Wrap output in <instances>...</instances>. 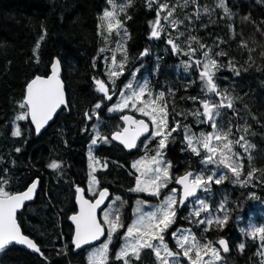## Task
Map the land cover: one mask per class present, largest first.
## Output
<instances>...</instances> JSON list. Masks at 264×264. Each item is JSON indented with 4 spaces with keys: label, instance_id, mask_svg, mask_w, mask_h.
I'll return each instance as SVG.
<instances>
[{
    "label": "trees",
    "instance_id": "16d2710c",
    "mask_svg": "<svg viewBox=\"0 0 264 264\" xmlns=\"http://www.w3.org/2000/svg\"><path fill=\"white\" fill-rule=\"evenodd\" d=\"M160 2H166L170 7L176 5L174 18L183 23L172 28L161 18L165 32L160 39H151L149 22L156 18L157 3ZM217 2L196 0L192 3L189 0L185 6V0H157L149 8L148 0H133L126 14L118 13L130 38L125 45L129 63L125 75L116 80V90L122 88L131 77L129 73L138 68L135 82L147 81L154 94L165 93L170 123L180 121L181 125H191L197 134L211 132L209 124H200L191 114L196 110L202 112V106L190 97L205 99L210 96L214 101L220 100V97L201 90L199 69L194 61L204 60V50L193 42L192 47L198 49L196 54L191 58L183 54L188 50L190 35L211 48L213 57L225 65L216 74L219 77L217 83L221 90H228L234 106L233 109H220L221 115L216 122L224 130L231 127L230 139L238 140L244 136L255 146L245 151L235 145L233 150L241 156L242 177L246 178L249 171L258 167V226H264V2L228 0L231 17H224L216 7ZM115 3L119 6L127 0H115ZM205 6L214 11L205 14ZM198 7L200 18L196 19ZM105 9L111 10L107 0H0V177L7 180L5 190L11 193L24 189L33 178H38L34 200L23 206L16 219L21 232L36 242L43 253L33 254L11 245L0 251V264H88L85 253L88 248L72 252V227L68 216L75 211L76 187L87 190L89 185L90 147L100 165L107 163V168L97 166L95 173L99 187H106L110 192L106 205L115 196L126 202L123 207L116 202L125 227L113 237L109 246V264H122L115 260V253L119 251L121 233L129 223V211L139 199L138 194L129 191L134 187L130 158L135 153H125L113 143L102 140L91 145L97 131L108 137L117 127L119 112H108L109 103L104 101L101 109L96 110L98 118L94 116L88 120L85 117L102 97L96 91L94 77L104 81L111 92L107 70L117 43L122 42L116 32L107 41L101 35L100 17ZM129 16L131 18L127 19ZM179 32L184 35L179 36L176 43L183 51L174 53L166 41L168 33L175 39ZM101 48L105 51L100 52ZM145 49H148V55L140 60L139 54ZM221 51L227 55L215 56ZM116 56L117 60L121 58L119 52ZM53 57L61 61L60 78L67 107L62 106L36 136L28 121H18L16 116L24 111L19 105L25 84L35 75H47ZM229 60L241 69L239 76L226 67ZM185 63L190 67L186 69ZM126 111L137 115L130 108ZM17 126L22 133L19 137L12 135ZM246 127L249 130L244 132ZM173 136L175 141L165 149V159L172 163V176L205 168L201 157L186 150L183 131L173 133ZM145 143L148 144L146 154H153L156 140L149 139ZM54 162L59 165L56 169L49 167ZM207 167L215 168L214 165ZM218 171L227 172L226 169ZM227 174L232 177L231 173ZM246 190L249 196L251 190ZM91 195L85 191L86 197ZM92 247L95 246L89 248ZM144 251L147 256L144 264H154L149 249ZM134 264L143 263L135 261Z\"/></svg>",
    "mask_w": 264,
    "mask_h": 264
},
{
    "label": "snow or ice",
    "instance_id": "6c2138e0",
    "mask_svg": "<svg viewBox=\"0 0 264 264\" xmlns=\"http://www.w3.org/2000/svg\"><path fill=\"white\" fill-rule=\"evenodd\" d=\"M157 0H148L149 8ZM196 3V0H191ZM264 2V0H262ZM111 5V10L105 9L100 17L101 35L107 41L113 32L120 36L122 42L117 43L116 49L110 57L111 64L107 70L109 81L111 82V94L109 87L104 81L93 78L96 86V91L102 94L101 99L94 105L91 113L86 112L85 117L92 120L94 116L98 118L97 109H101L105 100L112 101L116 95V80L125 75L129 56L126 48L128 34L124 28L123 22L118 18V13H125L127 7H131L133 0H127V3H122L119 6L115 0H107ZM189 0H185L187 6ZM216 7L219 8L224 17H231L232 12L228 6V0H218ZM214 9L208 7L203 8L205 14H210ZM176 5L169 6L166 2L157 3L156 18L150 21L151 39H160L165 32L161 24V18L167 21L172 28H177L183 21L174 18ZM163 14V15H162ZM196 19L200 18V9L197 8ZM131 17H127L130 19ZM191 20V17H186ZM245 19H249L245 17ZM231 29V25L229 26ZM121 29L123 34L121 35ZM234 31V30H233ZM107 33V35H105ZM183 32H179L175 39L171 33H168L169 38L166 43L171 46V51L180 53L183 51L180 44L176 43L179 36H183ZM41 36V40H43ZM188 50L183 54L186 56H194L197 48L192 47V43H196L198 48L204 50L202 55L204 60H195L194 63L199 69V80L201 82L202 92L214 94L220 97V100L214 101L209 96L201 99L200 97H190L193 101H199L203 111L196 110L191 113L199 120L200 124H209L213 131L199 134L192 131V126L188 124L181 125L180 121H169L168 104L165 100V93L159 92L154 94L149 87V83L145 81L140 84L138 81L134 84L136 73L139 71H131L129 74L132 77L124 88L119 91V100L111 107L108 112H123L125 109H131L134 112L140 113L148 118V122L144 119H136L132 115H122L120 119L124 122L123 127L117 126L118 130L111 135V140L119 141L126 149H134L138 147V142L143 144L147 149L148 144L145 141L149 139L156 140V148L151 155H145L143 158L135 161L132 168L139 175L136 176L135 186L129 191L146 193L153 197H161L163 190L168 188L169 183H174L181 186L180 189L172 188L168 194L163 195L159 204L154 206L153 210L145 212L142 205L146 201L137 200V207L134 209L135 219L127 226L123 234V244L118 252L115 253V260L121 261L122 264H134L135 261H141V253L145 249L151 250L154 254L156 264H181L182 258L187 260V264H226V261L221 256V251L229 252L228 242L220 238L218 241H211L205 238H198L192 228L179 227L170 233L175 240V247L179 251L169 247L166 236L169 235V229L176 223L178 212L180 209L189 208L188 215L183 217L196 228L204 225L203 232L212 230L213 227L220 230L228 223L230 219V209L226 208V202L222 201L218 208L213 210L209 199L212 193V185H220L225 180L230 179L227 172L232 174V182L238 183L241 186H247L253 180L256 169H252L247 173L246 178L242 179L243 163L241 156L235 152L234 146L240 145L245 151H248L255 146L241 136L238 140L230 139L232 129L229 127L224 130L221 125L217 124V117L221 115L220 109H233V102L229 99L228 90H221L217 83L219 77L217 72L225 67L212 55V49L195 36H189ZM247 47V44H243ZM38 43L36 49L38 50ZM105 48H101L100 52H104ZM119 52L121 58L117 60L116 53ZM148 55V49H145L140 56ZM227 53L221 51L215 53V56H226ZM37 62H39L37 58ZM95 66V65H94ZM190 67L185 63V68ZM226 67L229 68L236 76L241 74V69L237 68L235 63L229 60ZM61 61L56 59L51 64V74L46 78L35 76L26 86V93L19 107L24 111L16 116V120H30L35 126L36 134H40L41 130L52 120L54 114L61 106L67 107L65 100L64 85L60 79ZM246 71V69H244ZM147 97V99H145ZM227 101V102H226ZM203 116L204 119L200 120ZM95 128V125L93 126ZM183 131V139L186 143V150L193 155L201 157V163L205 168L199 172L191 170L186 171L178 177L172 176V163L165 159V149L170 143L175 141L173 133ZM249 129H243L247 132ZM12 135L19 137L22 135L19 126L15 128ZM144 137V140H141ZM99 140L105 143L110 142L107 136L101 135L98 131L96 136L91 140V145H96ZM243 141V143H241ZM20 151L19 148L16 149ZM252 157L249 155L248 160ZM89 186L88 191L95 197L92 200L85 199V189L77 186L75 189L76 199L79 204V212L70 217V220L75 224V234L73 239L74 246L79 249L83 245L91 244L93 241L99 240L105 236L106 240L98 248H95L88 257V264H109V246L112 243L113 237L118 234L124 224L121 219L120 209L116 207V202H120V207L126 203L120 196H115L108 204L107 209H102L101 205L109 199L110 193L108 189H100L99 181L95 175L97 166L107 168V163L100 165L89 150ZM208 165H214L215 168H208ZM49 167L56 169L59 167L57 163H52ZM226 169L227 172L218 171ZM207 173V174H206ZM39 181H34L24 192L11 193L5 190L7 180L0 177V251L5 250L12 244L25 245L27 248L36 253H41L40 247L29 237L22 234L20 226L17 223V212L22 208L26 201L34 198ZM201 194H208L205 198ZM252 198L259 199L253 194ZM103 211V220L97 218V210ZM215 212H220L222 215H216ZM202 214L203 218H202ZM240 232L245 237H250L254 243L258 244L256 255L260 257L258 264H264V226L250 224L247 229L240 228ZM220 247H216V245ZM245 243L241 242L238 245L240 252H244Z\"/></svg>",
    "mask_w": 264,
    "mask_h": 264
},
{
    "label": "flooded vegetation",
    "instance_id": "af4514ba",
    "mask_svg": "<svg viewBox=\"0 0 264 264\" xmlns=\"http://www.w3.org/2000/svg\"><path fill=\"white\" fill-rule=\"evenodd\" d=\"M141 57L142 56H140V54H139L140 60H141ZM132 71H135V70H132ZM110 94H111V92H110ZM114 97H113V99H114ZM112 101H114V100H112ZM105 102L109 103V105H110L111 101L105 100ZM123 113H128V114L134 116L136 119L142 118L146 122H148V119L146 117H144L140 114L134 115V114H131L130 112H127L126 110H124L122 113L119 112V115L117 116V120H118L117 126L118 125L120 127L122 126V123L119 120V116ZM116 130H118L117 127L113 131H116ZM141 140H144V137H141ZM114 145L119 147V149H121L124 152V150L120 146H118L116 144H114ZM146 152H147V149L144 147L143 144H140L139 142H138L137 148H134V149L130 150L129 152H127L128 154L135 153L134 157L130 158V168H131L130 170L134 176V185H135V176L138 173L136 172V170L134 168L131 167V165L136 160H139V159L143 158L145 155H147ZM186 171H188V170H186ZM186 171H183V172L175 175L174 178L185 173ZM228 173H230V172H228ZM228 176L230 177V179L225 180L223 184H220V185L213 184L212 185V193H211V197L209 199V203L211 204V207L213 210L217 209L219 204L222 201H225L226 202V205H225L226 208L231 210L229 213L230 219H229L228 223L223 227L222 230L213 227L212 230H210L208 232H203V228L205 227L204 225H201L200 228H196L194 225L190 224L187 220L183 219V217L188 215L189 208L192 207V205H189L188 208L180 209V211L178 212L177 221L169 229V233L172 230H176L177 228L182 227V228H192V230L197 234L198 238H205V239L211 240L213 242L218 241L220 238H223L228 242L229 249H230L228 253H224L223 251H221V256L226 261V264H258V261L260 260V257L256 255L258 244L254 243L250 237L243 236L242 233L240 232V228H242V227L247 229V227L250 224L258 225V199L252 198L253 194L255 195V197H258V167H257V173H255V178H253L251 183L248 184L246 187L241 186L238 183H233L232 182L233 178L230 175H228ZM241 178L244 179L245 177H241ZM169 186L172 188L179 189L175 185L174 180L172 183L169 184ZM99 188H101V187H99ZM247 188H249V190H251L249 196L247 194V190H246ZM237 192H238V195H237ZM133 193H135V192H133ZM135 194H138L139 199H143L144 201H149V202L154 201V198L152 196L146 194V193L137 192ZM240 194H242V196H240ZM201 195L204 196L205 198H208V194H206V196H205V194H201ZM92 197H93V195H91L90 197H87V198L91 199ZM105 206H107V205L105 204ZM144 206H145L144 208H147L150 205H144ZM215 214L216 215H222V213H220V212H215ZM203 215L204 214H202V218H203ZM128 217L129 218L131 217V210L129 211ZM104 237H106V233H105ZM166 240L169 243L171 242L170 234L166 236ZM241 242H244L246 245L244 252H240L238 249V245ZM169 247L170 248L173 247L172 242H171V245H169ZM216 247L219 248L220 246L217 244ZM145 259H147V256H146L145 251H143L141 253V261L143 264L145 262ZM182 263H183V260H181V264Z\"/></svg>",
    "mask_w": 264,
    "mask_h": 264
},
{
    "label": "water",
    "instance_id": "95a60500",
    "mask_svg": "<svg viewBox=\"0 0 264 264\" xmlns=\"http://www.w3.org/2000/svg\"><path fill=\"white\" fill-rule=\"evenodd\" d=\"M57 58L56 57H53L52 58V60H51V62H50V65H49V71H48V73H47V75H45V76H42V77H47L48 75H50L51 74V64L56 60ZM60 74H61V70H60ZM35 76H37V75H35ZM35 76H33L31 79H29L28 81H27V83L25 84V86H24V90H23V96H22V102H23V100H24V97H25V93H26V86H27V84L35 77ZM61 79V78H60ZM62 81V80H61ZM62 107V106H61ZM60 109H58L57 110V112L59 111ZM56 112V113H57ZM55 113V114H56ZM55 114H54V116H55ZM122 115H130V114H128V113H123V114H121L120 116H119V120H120V122L122 123V126H121V128L123 127V124H124V122L120 119V117L122 116ZM53 116V117H54ZM53 119V118H52ZM137 119H142V118H137ZM28 121V123H29V125L31 126V128H32V130H33V133H34V135H38V134H36V132H35V126L30 122V120H27ZM52 120H50L49 122H48V124L51 122ZM47 124V125H48ZM46 125V126H47ZM46 126L41 130V131H43L45 128H46ZM117 131V130H116ZM115 131H112L110 134H109V140L113 143V144H116V145H118V146H120L123 150H124V152H129L130 150L129 149H126L122 144H120V142L119 141H113V140H111V135L114 133ZM132 150V149H131ZM184 174V173H183ZM183 174H181V175H183ZM180 176V175H179ZM178 177V176H177ZM34 181H38V178H33L26 186H25V188L24 189H22V190H20V191H17V192H13V193H21V192H24ZM179 189H180V187L181 186H179V185H177V184H175ZM79 187H81V186H79ZM82 188V187H81ZM106 187H101L100 189H105ZM107 189V188H106ZM36 191H37V189H36ZM109 191V190H108ZM110 193V192H109ZM35 196V195H34ZM110 198V197H109ZM85 199H88V200H92L93 202H94V200H95V197L93 196L91 199H89V198H87L86 196H85ZM34 200V198L32 199V200H30V201H26L25 202V204H27V203H30V202H32ZM109 200V199H108ZM108 200H106L105 201V203L104 204H102L101 205V208H103L104 206H105V204L107 203V201ZM73 201H74V205H75V211L73 212V213H71L69 216H68V221H69V223H70V225H71V227H72V235H71V245H72V252H76V251H79V250H83V249H85V248H88V247H90V246H93V245H96V244H98L103 238H104V236H102L99 240H96V241H93L91 244H88V245H83L81 248H79V249H77L75 246H74V244H73V239H74V234H75V224L70 220V217L72 216V215H74V214H77L78 212H79V204H78V201H77V199H76V192H75V194H74V199H73ZM24 204V205H25ZM23 208V207H22ZM22 208H20L19 210H18V212H17V214L22 210ZM101 210H97V218L99 219V212H100ZM23 234V233H22ZM24 235V234H23ZM26 236V235H25ZM13 246H17V247H20V248H22V249H25L26 251H28V252H30V253H33V254H37V255H39L40 253H36V252H34L33 250H31V249H29V248H27V246H25V245H19V244H12ZM11 246V245H10Z\"/></svg>",
    "mask_w": 264,
    "mask_h": 264
},
{
    "label": "rangeland",
    "instance_id": "374dc122",
    "mask_svg": "<svg viewBox=\"0 0 264 264\" xmlns=\"http://www.w3.org/2000/svg\"><path fill=\"white\" fill-rule=\"evenodd\" d=\"M130 80H132V77H130L129 78V81ZM128 81V82H129ZM128 82H126V83H128ZM125 83V84H126ZM133 83L135 84L136 82L135 81H133ZM140 84H143L142 82H139ZM124 88V86L122 87V88H120L118 91L116 90V95H115V97H114V101H111L110 102V105H109V107H111V106H113L118 100H119V91L121 90V89H123ZM126 110V109H125ZM202 111H203V109H202ZM137 113V112H136ZM137 114H140V113H137ZM141 115V114H140ZM147 118V117H146ZM148 119V118H147ZM203 125H206V123L205 124H203ZM88 158H89V154H88ZM137 161V160H136ZM131 167H132V165H131ZM137 175H139V173L137 174ZM136 175V176H137ZM136 176H135V180H136ZM170 184V183H169ZM89 186V185H88ZM88 186H86V188L88 189ZM135 186V185H134ZM172 189V187H170L169 185H168V188H166V189H164L163 190V193H162V195H161V197L160 198H157V197H153L154 198V201H146L147 203L146 204H144V205H150V206H148L147 208H144L145 206L144 205H142V207H143V209H144V211L145 212H147V211H151V210H153V208H154V206H156L157 204H159V202H160V200L163 198V195H166V194H168L169 193V191ZM87 191V190H86ZM132 192H134V191H132ZM135 193H137V192H135ZM110 199V198H109ZM137 200H140V201H144L143 199H137ZM137 200L135 201V203L132 205V210H131V217H130V220L128 221L129 223H127L128 225H130L131 223H132V221L135 219V215H134V209L137 207V204H136V202H137ZM107 204V203H106ZM108 206V205H107ZM107 206H105L103 209H107ZM101 216V218L103 217V211H100V213H99V217ZM100 219V218H99ZM127 225V226H128ZM127 228V227H126ZM126 228L124 229V231H122V233H121V236H120V242H119V249H120V246L123 244V234H124V232L126 231ZM172 231H175V230H172ZM171 231V232H172ZM170 232V233H171ZM169 233V234H170ZM115 237V236H114ZM105 240H106V237H104L102 240H101V242H99L98 244H96V245H94L95 247H92V248H88L86 251H85V253H86V255L89 257V254L95 249V248H98L103 242H105ZM170 240H171V242H172V244H173V247H172V249L173 250H176V251H179L178 249H176V247H175V240L171 237V235H170ZM171 242L169 243V245H171ZM150 253H151V255H152V259H153V263L154 264H156V260H155V257H154V254L151 252V250H150ZM182 260H183V263L182 264H187V260L185 259V258H182Z\"/></svg>",
    "mask_w": 264,
    "mask_h": 264
}]
</instances>
